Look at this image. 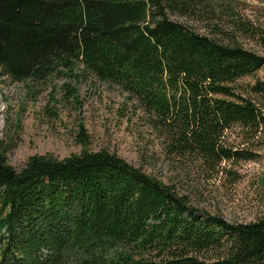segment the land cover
Wrapping results in <instances>:
<instances>
[{
    "label": "trees",
    "instance_id": "16d2710c",
    "mask_svg": "<svg viewBox=\"0 0 264 264\" xmlns=\"http://www.w3.org/2000/svg\"><path fill=\"white\" fill-rule=\"evenodd\" d=\"M239 37L264 49V26L231 1L0 0L6 75L41 84L82 66L136 98L168 155L213 174L257 156L228 131L264 144V55ZM88 139L82 126L78 142ZM8 152L0 140V264H264V218L200 211L116 153L34 155L17 170Z\"/></svg>",
    "mask_w": 264,
    "mask_h": 264
},
{
    "label": "rangeland",
    "instance_id": "374dc122",
    "mask_svg": "<svg viewBox=\"0 0 264 264\" xmlns=\"http://www.w3.org/2000/svg\"><path fill=\"white\" fill-rule=\"evenodd\" d=\"M214 1H231L234 9L264 26L263 2ZM170 17L195 32L207 33L204 24L193 18ZM239 41L246 49L264 55L257 41L244 37ZM82 69L77 68L74 77H54L40 84L16 82L0 67V140L9 150L10 165L20 170L34 155L63 159L84 150H108L164 183L173 184L200 211L233 223L264 218L262 139L245 144L238 128L228 131L232 147L257 156L252 161L227 162L222 165L224 171L207 173L198 162L179 161L167 154L135 97L116 83L101 81ZM258 77H264V70ZM254 81L247 78L241 84ZM65 85H71L74 96L67 93ZM82 126L89 138L86 147L78 142Z\"/></svg>",
    "mask_w": 264,
    "mask_h": 264
}]
</instances>
